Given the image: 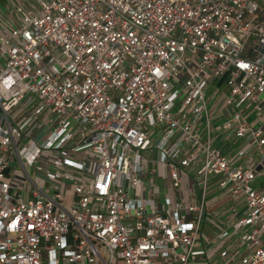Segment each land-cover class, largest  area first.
Here are the masks:
<instances>
[{
	"label": "built area",
	"instance_id": "2783aa9c",
	"mask_svg": "<svg viewBox=\"0 0 264 264\" xmlns=\"http://www.w3.org/2000/svg\"><path fill=\"white\" fill-rule=\"evenodd\" d=\"M22 1L0 264H264V0Z\"/></svg>",
	"mask_w": 264,
	"mask_h": 264
},
{
	"label": "rangeland",
	"instance_id": "374dc122",
	"mask_svg": "<svg viewBox=\"0 0 264 264\" xmlns=\"http://www.w3.org/2000/svg\"><path fill=\"white\" fill-rule=\"evenodd\" d=\"M8 1H9V4L11 5V4H18V3H20L22 0H8ZM22 2H23V1H22ZM6 12H7V9H6V7H4L2 1L0 0V13H6ZM16 163H17V162H16ZM16 163H14V164H16ZM14 166H15V165H14ZM263 180H264V175L261 176V179H259V180L257 181V183H261ZM214 201H215V198H214V197L208 198V199L206 200V206L212 204V202H214ZM219 205H220V204L213 205L212 207L207 208V211H208V212H213L214 210H217V209L219 208Z\"/></svg>",
	"mask_w": 264,
	"mask_h": 264
},
{
	"label": "crops",
	"instance_id": "0c3cea01",
	"mask_svg": "<svg viewBox=\"0 0 264 264\" xmlns=\"http://www.w3.org/2000/svg\"><path fill=\"white\" fill-rule=\"evenodd\" d=\"M1 1H2L4 7H6V9H9L8 0H1ZM0 14L2 15L3 13H0ZM226 148H227V147H226ZM259 179H261V177H260ZM259 179H258V180H259ZM214 198H215V197H214Z\"/></svg>",
	"mask_w": 264,
	"mask_h": 264
}]
</instances>
